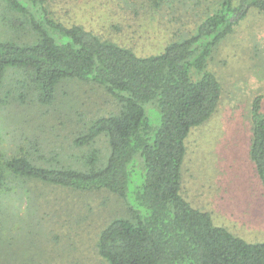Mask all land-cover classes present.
Instances as JSON below:
<instances>
[{"label":"rangeland","instance_id":"rangeland-1","mask_svg":"<svg viewBox=\"0 0 264 264\" xmlns=\"http://www.w3.org/2000/svg\"><path fill=\"white\" fill-rule=\"evenodd\" d=\"M216 0H46L54 18L79 25L139 56L160 53L185 36ZM152 4V5H151ZM0 3V40L31 43L33 36ZM21 21V20H20ZM210 69L222 88L214 115L185 140L181 195L211 214L215 225L248 243L264 242V189L249 157L250 104L264 111V15L252 11L212 55ZM19 69L0 85V171L23 154L37 165L84 170L109 156L104 136L75 146L89 124L118 115L121 105L101 86L62 80L50 104ZM121 198L108 191L78 192L10 176L0 182V264H107L97 252L100 232L129 218Z\"/></svg>","mask_w":264,"mask_h":264},{"label":"trees","instance_id":"trees-1","mask_svg":"<svg viewBox=\"0 0 264 264\" xmlns=\"http://www.w3.org/2000/svg\"><path fill=\"white\" fill-rule=\"evenodd\" d=\"M152 1L158 9L163 0ZM216 1L185 36L160 53L139 56L57 20L46 0H0L34 38L0 40V85L8 69H19L43 104L52 102L60 81L75 79L101 86L121 105L118 115L96 119L73 141L80 147L106 137L103 166H95L94 155L76 170L37 165L23 154L7 159L0 171V182L14 176L78 192L105 190L124 200L130 217L112 220L98 237L97 252L107 264H264V242L248 243L215 225L210 213L181 195L185 140L222 98L212 55L252 11L264 15V0ZM261 98L250 104L248 154L264 189Z\"/></svg>","mask_w":264,"mask_h":264}]
</instances>
